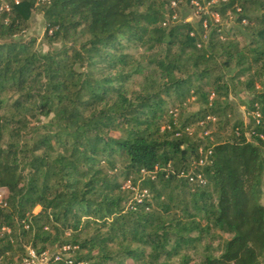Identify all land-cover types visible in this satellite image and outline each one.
Instances as JSON below:
<instances>
[{"label": "trees", "instance_id": "trees-1", "mask_svg": "<svg viewBox=\"0 0 264 264\" xmlns=\"http://www.w3.org/2000/svg\"><path fill=\"white\" fill-rule=\"evenodd\" d=\"M212 1L0 0V264H264V0Z\"/></svg>", "mask_w": 264, "mask_h": 264}, {"label": "rangeland", "instance_id": "rangeland-1", "mask_svg": "<svg viewBox=\"0 0 264 264\" xmlns=\"http://www.w3.org/2000/svg\"><path fill=\"white\" fill-rule=\"evenodd\" d=\"M192 4L194 5V7L197 8V11L195 10V8H191V7H189V8L184 7L183 9H185L184 11H189L191 15L196 16V17L198 15L199 11L206 10L208 7V5H206L203 8H199V6L196 2L192 3ZM181 14H182V7H179L177 9V12H176L177 16H175V17L180 20ZM214 17L217 21V17L216 16H214ZM187 21H192V20L188 19ZM221 24H223V26L226 29H229L232 25V22L223 21V22H221ZM20 37L22 39H31V38L36 39L37 40V48L43 53H46L51 49L57 50L64 45V42H62V41L50 43L49 40L45 37V24H44L43 17L40 14H35V16L31 20L30 27L22 35H19L18 38H20ZM139 52H140V50H139ZM142 81H143V79L140 76L134 77V79L132 80V82L129 85V88L130 89L132 88L134 90L139 89L141 87ZM247 98H248V95H246L243 92H239V91H236L235 93H233V95H231V100L236 102V103H239L240 101H244ZM188 108H189L188 111L190 112V111L195 110L196 106H192V107H188ZM4 112H5L4 110H0V115H2ZM238 112L241 114L240 116L242 118H244V120L247 121V116L245 114V108L243 106L238 107ZM212 121H213L212 123H214L215 120H212ZM46 123H48V119L43 118L42 124L44 125ZM189 129H190V132L192 134L196 135L197 138L201 136V134L204 132V129L206 130V128H204V126L202 124L193 125V126L189 127ZM215 131H216V125H214V124L211 125V128L207 129L208 135H210V133H213ZM220 137L223 138L224 136H220ZM212 141H213V138H212ZM126 185L127 186H125V183H124V187H126V189H129V188H127L129 186V184L126 183ZM133 191H134V193H136V190H133ZM39 211H40V208H38L36 210V212H39ZM57 251H58V249L55 248V249L51 250L50 253H55ZM72 255L74 256L75 254H72ZM196 259L197 258L195 257V260ZM37 264H38V262H37Z\"/></svg>", "mask_w": 264, "mask_h": 264}, {"label": "built area", "instance_id": "built-area-1", "mask_svg": "<svg viewBox=\"0 0 264 264\" xmlns=\"http://www.w3.org/2000/svg\"><path fill=\"white\" fill-rule=\"evenodd\" d=\"M218 0H213L212 3H216ZM216 16V15H215ZM217 17V16H216ZM218 21V17H217ZM52 33V32H51ZM258 116V115H257ZM189 134H191L190 129H186ZM211 151H208V154L210 155ZM200 164L202 162L200 161ZM129 184L127 188L130 187V181L126 182ZM125 183V186H127ZM134 190V189H133ZM146 194V191L142 192V196ZM1 198V196H0ZM78 249L76 246H71V245H64L63 247L60 248V250L55 254V255H50L49 252L42 253L41 255H38L35 250L33 249H28V255L27 257L23 260L22 264H74L73 260V255L75 254V251ZM79 264H84V263H79Z\"/></svg>", "mask_w": 264, "mask_h": 264}]
</instances>
